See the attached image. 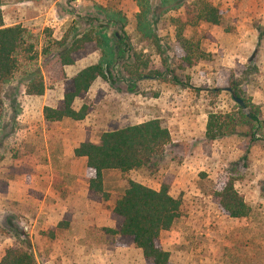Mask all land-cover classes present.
Returning a JSON list of instances; mask_svg holds the SVG:
<instances>
[{"label": "rangeland", "instance_id": "374dc122", "mask_svg": "<svg viewBox=\"0 0 264 264\" xmlns=\"http://www.w3.org/2000/svg\"><path fill=\"white\" fill-rule=\"evenodd\" d=\"M144 1L0 0L3 25L25 31L18 67L0 89V261L15 247L33 255L35 264H145L139 249L104 232L117 222L111 207L132 180L154 190L165 184L182 201L180 218L159 237L170 264H264V129L246 156L238 135L211 143L204 138L209 113L238 106L226 91L231 88L260 108L264 128V0H209L223 19L219 26L186 31L207 56L195 67L183 62L170 22L184 9L146 0L154 33L146 39L138 29ZM71 30L74 40L88 34L92 42L74 54L73 65L61 68L55 42ZM103 37L115 58L110 81L97 79L73 105L78 110L86 104L88 115L46 123L43 108L62 98L61 72L69 79L102 61ZM133 53L162 77L129 76L124 66L133 65ZM38 78L43 94L27 95L26 86ZM153 119L163 122L172 140L155 165L127 174L105 171L109 200L88 195L93 171L73 150L97 143L103 132ZM225 177L235 180L250 206L248 219H231L212 203L210 190ZM50 187L51 195L41 193Z\"/></svg>", "mask_w": 264, "mask_h": 264}, {"label": "trees", "instance_id": "16d2710c", "mask_svg": "<svg viewBox=\"0 0 264 264\" xmlns=\"http://www.w3.org/2000/svg\"><path fill=\"white\" fill-rule=\"evenodd\" d=\"M146 1V0H145ZM142 3L138 14V29L142 37L153 39L148 18L151 12L147 2ZM162 5L170 6V10L184 9L182 17L172 18L170 22L175 28V37L184 52L183 62L189 67H195L206 60V54L200 47L195 35L186 36L188 29L203 25L219 26L223 16L219 9L209 0H161ZM71 30L57 46L59 66L64 68L74 64V54L84 50L85 44L91 43L88 34H82L79 40ZM72 36V38H71ZM104 59L97 64L87 66L67 79L61 72L63 82L62 98L53 106L43 108V118L46 123L60 122L64 119L82 121L89 113V107L82 104L76 110L73 105L82 99L97 79L109 83V69L114 63V55L103 37ZM25 44V31L20 25L5 27L0 16V89L8 83L18 67V56ZM130 47V46H129ZM130 50H132L130 48ZM137 53L132 54V66H124L125 72L137 80L144 78H160L163 73L154 70L143 62ZM142 71H147L143 74ZM44 92L42 79H34L26 86L29 96H41ZM234 97H240L241 92L231 88ZM228 112L209 113L204 138L209 143L218 139L238 135L242 138L241 149L245 156L254 143L262 140L261 110L248 100ZM2 99L0 96V121L2 118ZM241 129V131H239ZM168 128L159 119L149 120L122 129L103 132L97 143L83 142L74 150L75 158H85L86 166L93 171V177L87 182L88 195L103 201L109 200V194L104 190L103 173L116 170L127 174L134 170H149L155 160L161 157L165 148L171 143ZM232 177H225L218 188L210 190L212 203L225 216L234 220H246L250 217L251 208L237 192ZM122 194L117 197L111 207L117 222L113 228L104 232L121 243L141 251L145 264H170V255L159 245L162 232L171 229L180 218L182 201L169 194L167 185H161L159 190L148 188L132 180L127 181ZM0 264H35V258L28 252L17 248H9L2 257Z\"/></svg>", "mask_w": 264, "mask_h": 264}, {"label": "crops", "instance_id": "0c3cea01", "mask_svg": "<svg viewBox=\"0 0 264 264\" xmlns=\"http://www.w3.org/2000/svg\"><path fill=\"white\" fill-rule=\"evenodd\" d=\"M78 159H81V161H83V159H85V158H78ZM24 187H25L24 189H28V187H30V186L28 184H24ZM86 188H88V185H87ZM43 189H41L42 192L40 191L42 194H44L45 196L46 195H51L50 194L51 193V187H50V189L48 188V190H46V189L43 190ZM87 193H88V189H87ZM13 196L15 197V195H14V193H12L11 187H10L9 190H8V197L13 198ZM16 196H18V194H16Z\"/></svg>", "mask_w": 264, "mask_h": 264}, {"label": "water", "instance_id": "95a60500", "mask_svg": "<svg viewBox=\"0 0 264 264\" xmlns=\"http://www.w3.org/2000/svg\"><path fill=\"white\" fill-rule=\"evenodd\" d=\"M226 91L229 92L232 95V92H231L230 89H226ZM232 98H233V100H234V102L236 104H238V105H242L243 104V102H242V100L240 98L234 97L233 95H232Z\"/></svg>", "mask_w": 264, "mask_h": 264}]
</instances>
